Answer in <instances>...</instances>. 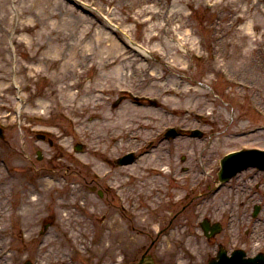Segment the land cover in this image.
<instances>
[{"label":"rangeland","instance_id":"rangeland-1","mask_svg":"<svg viewBox=\"0 0 264 264\" xmlns=\"http://www.w3.org/2000/svg\"><path fill=\"white\" fill-rule=\"evenodd\" d=\"M213 1L215 5L208 8L204 0H0V126L4 129L0 225L5 226L0 246L7 250L0 264H22L26 259L33 264H118L122 259H136L154 238L150 252L156 264H206L214 255V244L219 239L227 242L223 234L229 231L235 232L230 235L237 237V246L247 254L264 252V176L247 170L231 178L227 186L214 187L218 160L224 153L248 146L247 142L264 146L260 128L264 123V0ZM155 2L167 12L173 10L171 25L179 26L174 32L189 37L200 59L180 50L160 32L161 25L160 31L151 29L155 19L144 24L136 20L142 5ZM20 8L25 14H18ZM104 16L151 53L135 51L103 21ZM164 22L165 17H158L155 23ZM103 27L109 32L104 36L118 39L126 56L120 79L111 69L97 73L95 67L94 54L101 46L94 39ZM219 36L223 42L217 51ZM42 52L52 56L41 58ZM215 54L220 62L213 60ZM224 70L234 77H224ZM152 72L160 79L146 77ZM106 73L110 82L104 78ZM78 79L79 84L63 89L65 82ZM95 82L108 85L103 93L88 90L93 98L88 95L90 104L81 106L80 101L87 100L81 90ZM160 83L186 92L181 98L169 96L160 91ZM129 88L154 94L155 105L132 101ZM79 90L80 96L73 101L69 93ZM125 104L151 109L156 121L149 128L134 129L138 138L129 137L126 129L99 131L98 114L104 111L113 120ZM182 107L187 111L182 113ZM194 111L205 117L197 118ZM166 124L205 133L202 138L178 135L167 140L163 137ZM40 128L51 133L53 146L30 138L31 130ZM113 134L117 135L112 141ZM81 141L86 143L84 151L76 153L73 145ZM36 145L42 151L40 161L35 157ZM97 147L104 151L95 154ZM131 149L136 151L134 163L112 167L110 176H122L120 192L136 210L141 230L130 227L133 219L121 214L115 199L90 191L95 186L90 182L92 166L102 171L111 165L108 158ZM147 149H152L149 153L160 149L156 158L161 156V164L139 161ZM78 157L87 165H80ZM137 166L142 178L137 182L130 177L125 184L127 173L139 172ZM157 166L170 172L160 175L152 169ZM173 174L185 177L176 181ZM152 203L162 205L158 212H153ZM256 203L262 209L252 217ZM119 215L127 216L126 225ZM203 217L222 222L219 236H203L198 226ZM45 219L52 220V225L38 235ZM20 226L33 237L32 243L22 241L17 232ZM70 230L75 243L66 235L68 231L70 236ZM100 231L104 237L93 241ZM94 247L100 251L95 253Z\"/></svg>","mask_w":264,"mask_h":264},{"label":"bare ground","instance_id":"bare-ground-1","mask_svg":"<svg viewBox=\"0 0 264 264\" xmlns=\"http://www.w3.org/2000/svg\"><path fill=\"white\" fill-rule=\"evenodd\" d=\"M177 10H179V8L178 9H174V12H176ZM172 11L167 12L162 7H160L159 5L156 6V2L151 4V5H142L139 8V10L137 11V14L139 16H141L138 22L139 23H144L146 21H149L150 19H155L157 21L158 17H160V19H163L165 17L167 22H164V24H159V23L156 24L155 23L156 21H155V22H153L151 24V29H158L159 30L158 26L162 25L163 32L160 31V30L159 31L161 33H165V35L167 37H170V38L173 39L172 34L174 33V31H177L179 29V26H174L173 27L171 25L172 18H173ZM19 13H20V15L25 14L23 12L22 8H20V11H18V14ZM166 13H168V15H166ZM237 17L240 18L239 16H237ZM142 18H144V19H142ZM105 21L107 23L109 22L108 20H105ZM106 29L107 28H104V27L102 28V30L98 29L97 37H96V39H94V42L96 43V46H98V47L101 46V48L94 54V56L96 55L95 56V62H94L95 63V67L98 68L97 73L98 72L99 73L100 72L103 73L104 70L111 69V72L114 75H116V77H118V79H120V76L123 74V71H122V68H121V63H123V61L126 60V58H125L126 56L124 55L125 53L122 50V48H121L122 45L118 42L119 41L118 39H115V37H111V36H104V33L108 32V31H106ZM178 34L180 35V38H179V40H176V41L178 43H180V41H182L184 43L183 47H184V50L186 52L195 50V45L189 40V37H187L185 34H183V32H180V31L178 32ZM157 35H158V33H157ZM150 37H152V34H150ZM217 39L219 40V41L217 40V42H218L217 51H220V50H218L219 42L220 41L223 42V38H222V36H219V37H217ZM103 41H105V43H103ZM120 41H121V43H125V41L123 39H120ZM86 46L84 45L83 47H86ZM135 48H137V47H135ZM78 51H80V50H78ZM86 51H88V50H85L84 53H82V54H85ZM175 52H177V55H179L178 51H175ZM49 56H52V55L47 54L45 52L41 53V58H46V57H49ZM57 57H58V55L55 56V58H57ZM173 58L177 59L176 57H173ZM216 58H213V60L216 59V60H214L215 62H220V59H218L217 54H216ZM108 75L109 74L106 73L104 75V78L107 77V80L110 82L111 76H108ZM145 76H146V74H145ZM229 76H233V75L229 74ZM99 77H101V76H98V78ZM146 77H149V79L152 78L153 80L154 79H157V80L160 79L159 75L156 74L155 72H152L151 74H147ZM79 82H80L79 79L78 80H74L72 82H65L63 89H65V87L67 89H71V88L74 87V85L76 83L79 84ZM153 84H155V82H153ZM107 85H108L107 82H103V83L95 82V83H93L91 85L90 88L86 87L85 89H82L81 92H82L83 96H85V98L87 100H81L80 101V105L82 106L83 102H84L83 106H85L87 104H90V102H91L90 99L93 98V96L90 94V92L88 90L98 91V89H100V88H102V89L106 88ZM162 85H163V87H162ZM160 86L162 87V88L160 87L161 88L160 91H162L163 93H165V94H167L169 96H170V94H172L174 96H177L178 98H181V97H183V95L186 92L185 90H180L178 88H175V87H173L171 85H167L165 83H160ZM93 91H91V93H93ZM188 91H191V90L189 89ZM81 92L79 90L78 92L69 93V95H70V97L72 99H74L73 101H75L77 99V97L80 96L79 94ZM88 95H90L91 98ZM152 95H154V94H152ZM199 95H200V93L198 92V97H199ZM132 101H133V99H132ZM135 102L136 103H140L139 101H135ZM167 103H170V102H167ZM122 107H123L122 112L120 114L117 113L115 119H113V120H110L111 118L108 117L107 114L104 113V111H103V113H99L98 114L99 131L106 132L107 130L112 129L114 132H116V130L119 129V128L120 129H126V130H129L131 132V134H128L129 137L138 138L140 136H138V134H134V132L136 131L134 129H139V128H142V127L143 128H147L149 125H151L150 122L153 123V121H156L154 116H153V113H152L153 111L151 109L147 108V109L144 110V109H142V108H140L138 106H135L136 109L138 110L137 111V110H135V107H133L132 104H125ZM183 108L184 107H182V113L185 112V109H183ZM136 112H137V114L135 115ZM130 114H134V116L137 119L134 120V118H133L134 116L130 117L129 116ZM116 135L117 134H113L111 136L112 141L115 139ZM117 143H118V141H117ZM182 144L185 145V143H182ZM148 150L152 151V149H147L146 153H142L141 154V157H140L139 161L142 160V161L146 162V164H150V163H153V161H156V162H159L161 164V162H162L161 156L159 155L158 156L159 158L158 157L156 158V154L158 155L161 152L160 149H157L156 152H155V150L153 152L150 151L151 153H149ZM126 167H129V166H126ZM137 170L139 171L138 173H136V174H132L131 173L129 175H133V177H135V181L138 182V179H141L142 175H141V172H140L138 166H137ZM159 174L164 176V174H162V172H159ZM118 181L121 183L122 177H120L118 179ZM125 183H126V181H125ZM20 192L23 194V196L25 195L24 191H20ZM63 204H66V203H63ZM0 235H2V236L4 235L5 236V226H3V225H0ZM68 237L69 238L71 237L73 242L77 241L76 239H74V233L71 230H70V236L68 235ZM256 246H258V245L256 244ZM2 249H3V246L1 245L0 246V259L3 257V250L4 249L3 250Z\"/></svg>","mask_w":264,"mask_h":264}]
</instances>
